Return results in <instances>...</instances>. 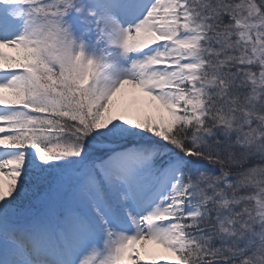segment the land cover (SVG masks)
Returning a JSON list of instances; mask_svg holds the SVG:
<instances>
[{
    "label": "snow or ice",
    "instance_id": "1",
    "mask_svg": "<svg viewBox=\"0 0 264 264\" xmlns=\"http://www.w3.org/2000/svg\"><path fill=\"white\" fill-rule=\"evenodd\" d=\"M0 264H264V0H0Z\"/></svg>",
    "mask_w": 264,
    "mask_h": 264
}]
</instances>
